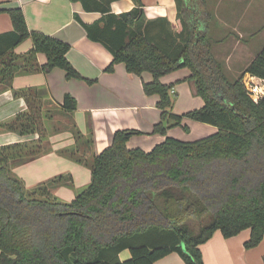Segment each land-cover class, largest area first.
Here are the masks:
<instances>
[{"label":"trees","instance_id":"16d2710c","mask_svg":"<svg viewBox=\"0 0 264 264\" xmlns=\"http://www.w3.org/2000/svg\"><path fill=\"white\" fill-rule=\"evenodd\" d=\"M80 1L88 11H102L94 22H80L88 38L111 53L105 70L123 62L131 74H152L143 91L158 95L160 119L153 132L181 126L184 118L218 131L195 141L166 137L145 152L126 145L137 130H116L111 145L95 154L91 137L71 116L76 100L66 94L56 109L70 122L63 130L74 143L58 153L88 167L90 182L70 201L52 191L72 185L70 173L27 188L13 167L50 151L44 119L51 118V101L43 88L13 89L12 79L19 71L54 67L67 78L81 76L67 59V42L30 30L21 8L7 9L13 29L0 33V83L24 98L27 110L0 127L37 137L0 146V264H154L170 252L185 264H204L200 245L216 230L231 237L249 228L244 246H257L264 236V96L254 102L241 77L226 75L211 50L210 14L197 0H175L181 24L175 30L166 17L147 18L140 0L118 14L100 0ZM27 38L32 47L16 54L14 48ZM39 52L46 57L42 65ZM181 67L191 71L204 105L177 114L171 110L172 85L160 77ZM245 72L264 80V45ZM51 131L61 130L52 125ZM124 249L130 256L121 260Z\"/></svg>","mask_w":264,"mask_h":264},{"label":"crops","instance_id":"0c3cea01","mask_svg":"<svg viewBox=\"0 0 264 264\" xmlns=\"http://www.w3.org/2000/svg\"><path fill=\"white\" fill-rule=\"evenodd\" d=\"M100 1L117 14L137 6L135 0ZM241 1L249 0H232L220 8L219 22L230 26L231 33L216 31L219 33L215 42L220 44L230 41L233 51L231 60L239 67L237 71L251 75L245 69L264 44V16L255 17L252 4H241ZM140 3L147 18L166 17L174 28L177 25L175 0H140ZM16 7L21 8L30 30L51 35L70 45L67 59L81 78H67L65 70L60 67H54L48 72L19 71L12 79V88H43L46 98L51 101L50 106L55 108L60 107L66 94L73 96L76 109L71 116L78 128L91 137L92 151L95 154L111 145L116 130H137L138 133L132 135L126 145L130 149L139 148L145 152H149L166 137L195 141L218 131L215 125L184 118L182 123L189 127L188 132H184L180 126L169 127L165 133L153 132V126L160 119V110L156 106L158 95H149L143 91V83L151 82L152 74L148 71H143L140 75L131 74L127 72L123 62L116 63L112 71H106L105 67L112 59L111 53L101 43L89 39L80 22L90 24L101 17L102 11H88L80 0H0V33L13 29L7 9ZM258 44L262 45L255 51ZM31 47V39L27 38L14 48V52L22 55ZM36 60L42 65L46 61L45 54L37 53ZM190 75L189 68L182 67L160 77L162 83L172 85L170 95L172 98L174 94V99L171 110L177 114L204 105L203 99L195 93ZM26 110L24 98L15 97L12 89L0 83V122H7L18 112ZM45 125L50 133L44 142L51 147L50 151L14 166L13 171L27 188H32L59 172L69 171L73 174L72 180L76 185L74 198L77 192L89 184L90 170L58 153L59 149L74 143L71 134L66 130L52 132L49 125ZM36 137L37 134L20 135L0 127V146ZM62 189L60 185L52 191L58 198L66 199ZM249 237V228L231 237H224L219 230L214 231L200 245L204 264H264V236L257 246L246 248L244 243ZM129 256L128 249L119 253L121 260ZM154 264L185 262L177 252H170L157 259Z\"/></svg>","mask_w":264,"mask_h":264},{"label":"rangeland","instance_id":"374dc122","mask_svg":"<svg viewBox=\"0 0 264 264\" xmlns=\"http://www.w3.org/2000/svg\"><path fill=\"white\" fill-rule=\"evenodd\" d=\"M232 0H197L196 4L203 10L206 11L210 14V21H209V32H210V40H211V50L215 58L220 61L223 66H224V71L228 78L234 79L241 77V81L246 88L243 80L246 76L244 72L241 74L237 71L239 67L236 66L235 63L232 62L231 60V54H232V43L229 41L227 43H216V39L218 38L216 31H224V33L230 34V26L224 25L223 23L219 22L218 15H220L221 10L220 8L224 6L227 3H231ZM251 3V9L253 10V14H255V17L264 16V0H249L242 2L241 4H248ZM227 24V23H226ZM174 28V27H173ZM175 30H180L181 29V24L180 21H177V25L174 28ZM229 39H231V36H227ZM262 44H258L257 48L255 51L261 46ZM264 45V44H263ZM262 45V46H263ZM260 50V49H259ZM233 64V65H232ZM239 66V64H237ZM182 68V67H181ZM181 68H177L181 69ZM197 95V94H196ZM173 99H174V94H172V106H173ZM49 109V115H51V118L47 117V121H44L46 124L49 125L50 130L52 129V125L57 128V130H63V128H69L70 127V122L67 121L66 118L62 116V114H57V109L55 107H50L47 106ZM173 111V110H172ZM175 113V112H174ZM183 124V123H182ZM184 125V124H183ZM181 125L180 127L183 129L184 132H188L189 127L187 125ZM187 127V128H186ZM67 131V130H66ZM69 159V158H68ZM70 160V159H69ZM72 161V160H71ZM65 174V173H70L73 177V174L69 171H63L59 172L57 174ZM63 187L62 190L65 191V197L66 199H63L60 197L61 200L64 201H70L75 193V183L73 181L72 185H61Z\"/></svg>","mask_w":264,"mask_h":264},{"label":"built area","instance_id":"2783aa9c","mask_svg":"<svg viewBox=\"0 0 264 264\" xmlns=\"http://www.w3.org/2000/svg\"><path fill=\"white\" fill-rule=\"evenodd\" d=\"M243 82L247 93L254 102H257L264 96V80L262 78L248 75L244 78Z\"/></svg>","mask_w":264,"mask_h":264}]
</instances>
